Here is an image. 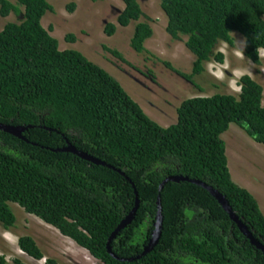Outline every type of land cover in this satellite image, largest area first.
I'll use <instances>...</instances> for the list:
<instances>
[{
    "label": "trees",
    "instance_id": "obj_1",
    "mask_svg": "<svg viewBox=\"0 0 264 264\" xmlns=\"http://www.w3.org/2000/svg\"><path fill=\"white\" fill-rule=\"evenodd\" d=\"M123 1L118 24L107 23L105 32L111 36L117 25L135 23L131 46L147 52L152 25L138 0ZM160 6L167 32L176 40L186 37L195 55L191 73L177 70L192 83L208 63L224 62L219 47L234 46L235 33L245 40L246 59L262 64L264 0H160ZM51 10L48 0H0V122L32 125L24 139L0 129V226H16L11 206L18 204L103 264H264L263 250L205 187L168 181L159 191L171 175L213 186L264 244V212L253 193L234 181L222 136L236 123L264 144L263 85L242 75L239 93L187 98L177 121L163 126L105 68L80 50L61 49L42 23ZM11 14L17 20L2 24ZM69 143L108 165L57 150ZM159 193L163 222L156 245L137 259L114 257L108 240L137 199L134 218L111 248L125 258L143 252L155 229ZM18 243L31 257H45L33 236L22 235ZM0 264L10 263L0 255ZM12 264L28 263L15 258ZM46 264L59 262L48 257Z\"/></svg>",
    "mask_w": 264,
    "mask_h": 264
},
{
    "label": "rangeland",
    "instance_id": "obj_2",
    "mask_svg": "<svg viewBox=\"0 0 264 264\" xmlns=\"http://www.w3.org/2000/svg\"><path fill=\"white\" fill-rule=\"evenodd\" d=\"M48 1L53 10L46 13L42 23L59 40L61 49L80 50L105 68L145 112L163 126L177 121V108L187 98L218 92L237 94L239 78L244 74L253 76L264 87V49L260 50L261 65L246 59L243 54L245 40L239 33H235L234 46L221 43L219 50L225 53L224 62L208 63L205 72L194 78L196 84L181 76L177 70L192 72L195 55L187 48L186 37L176 40L167 32V16L160 0H138L154 31L145 42L147 52L143 53L131 46L135 23L117 25L111 36L105 32L107 23L118 24L117 17L125 6L123 0ZM11 20L17 18L11 14L2 18L1 23ZM69 35H74L75 39ZM222 136L234 181L253 193L264 212V144L252 139L236 123H232ZM11 207L18 216L16 226L10 230L0 226V255L10 264L15 258L28 264H46L48 257L56 258L59 264H103L38 216L18 204ZM27 234L42 248L45 257L41 260L21 250L19 237Z\"/></svg>",
    "mask_w": 264,
    "mask_h": 264
},
{
    "label": "water",
    "instance_id": "obj_3",
    "mask_svg": "<svg viewBox=\"0 0 264 264\" xmlns=\"http://www.w3.org/2000/svg\"><path fill=\"white\" fill-rule=\"evenodd\" d=\"M29 127H32V125H28V126H24V125H12V124H7V123H3L0 122V129L10 132L16 136H19L21 138H25L22 135V132L25 131L26 129H28ZM57 150H61V151H70V152H74L76 154H78L79 156H81L82 158H85L87 160H90L94 163L97 164H103V165H108L105 161L94 157L90 154H88L87 152L83 151V150H79L77 147H75L72 144H68L67 146L63 147V148H59ZM111 166V165H109ZM112 167V166H111ZM124 173V172H122ZM181 180H189L195 183H198L200 185H202L203 187H205L207 190H209V192L220 202V204L223 206V208L228 212V214L230 215L231 219L233 221H235L238 225V227L240 228V230L250 239L251 243L256 245L258 248L262 249L264 252V244L259 241L253 234V232L248 228V226L246 224L243 223V221L239 218V216L235 213V211L232 209L229 201L227 200V198L216 188H214L211 185H208L204 182H202L201 180L198 179H190L188 176H183V175H171L168 176L166 179H164L162 181V183L159 186V191H161L164 187V185L168 182V181H181ZM139 205V200L137 199L136 202V206L133 208V210L127 215L126 218H124L121 223L118 225V227L116 228V230L112 233V235L110 236L109 240H108V251L116 258L121 259V260H133V259H137L140 258L141 256L145 255L146 253L150 252L153 247L156 245V243L159 240V237L161 235V229H162V222H163V214H162V202H161V195L159 193L158 195V199H157V207H158V211H157V215H156V222H155V229L152 233V237L149 241V243L145 246L143 252L139 255H137L136 257H130V258H125V257H120L118 256L115 252L112 251L111 248V241L115 238V236L117 235V233L124 228L128 223L131 222V220L134 218L137 207Z\"/></svg>",
    "mask_w": 264,
    "mask_h": 264
},
{
    "label": "clouds",
    "instance_id": "obj_4",
    "mask_svg": "<svg viewBox=\"0 0 264 264\" xmlns=\"http://www.w3.org/2000/svg\"><path fill=\"white\" fill-rule=\"evenodd\" d=\"M124 4H125V3H124ZM124 7H125V6H124ZM123 9H124V8H123ZM121 11H122V10H121ZM224 43H225V42H224ZM244 48H245V47H244ZM261 49H264V48H261ZM261 49H260V50H261ZM222 52H223V51H222ZM223 53H224V52H223ZM243 54H244V51H243ZM260 56H261V54H260ZM244 57H245V56H244ZM250 61H251V60H250ZM253 63H254V62H253ZM244 75H245V74H244ZM248 75H249V74H248ZM252 77H253V76H252ZM253 78H254V77H253ZM239 79H240V78H239ZM238 83H239V81H238ZM239 86H240V85H239ZM240 90H241V87H240ZM239 92H240V91H239ZM239 92H238V93H239ZM261 106L264 107V104H262Z\"/></svg>",
    "mask_w": 264,
    "mask_h": 264
},
{
    "label": "bare ground",
    "instance_id": "obj_5",
    "mask_svg": "<svg viewBox=\"0 0 264 264\" xmlns=\"http://www.w3.org/2000/svg\"><path fill=\"white\" fill-rule=\"evenodd\" d=\"M90 257V256H89ZM91 258V257H90ZM92 263H93V261H92ZM94 264H98V263H94Z\"/></svg>",
    "mask_w": 264,
    "mask_h": 264
}]
</instances>
